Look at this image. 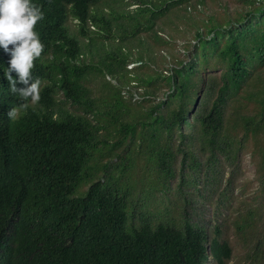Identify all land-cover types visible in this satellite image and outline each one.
<instances>
[{
  "label": "trees",
  "instance_id": "16d2710c",
  "mask_svg": "<svg viewBox=\"0 0 264 264\" xmlns=\"http://www.w3.org/2000/svg\"><path fill=\"white\" fill-rule=\"evenodd\" d=\"M124 1L35 0L45 11L36 25L45 49L32 72L43 79L40 101L27 109L9 91L10 54L0 49V264H227L231 257L218 229L209 240L187 220L177 227L145 219L129 229L134 216L121 176L135 152L153 161L163 194L176 176L180 192L210 188L225 167L238 168L250 145L264 180V0H233L223 20L198 17L205 0H130L133 9ZM179 9L183 30L188 22L193 30L192 51L174 57L168 75L149 73L151 45L170 44L163 20ZM129 86L141 90L139 100L122 95Z\"/></svg>",
  "mask_w": 264,
  "mask_h": 264
},
{
  "label": "rangeland",
  "instance_id": "374dc122",
  "mask_svg": "<svg viewBox=\"0 0 264 264\" xmlns=\"http://www.w3.org/2000/svg\"><path fill=\"white\" fill-rule=\"evenodd\" d=\"M205 2L204 8L200 9L199 18L215 15L223 20L225 10L234 7L233 0H205ZM124 3H131L128 9H133L136 2L125 0ZM225 3L228 6L225 7ZM181 16L182 9H179L170 13L167 20H163L166 33H169L173 40L166 47L151 45L156 63L151 66L149 73L168 75L167 69L174 64L173 58L185 59L192 51L193 30L189 22L188 27L183 30L186 24ZM66 25L70 34H75L76 21L69 17ZM134 65L127 64L126 68L133 71ZM107 79L109 80L108 77ZM99 81L100 79L97 78L90 83L91 89L96 94L98 91L96 92L95 88ZM122 91L125 98L128 97L127 92H131L132 102L140 99L138 93H141V90L136 92L129 86ZM165 93L167 87L162 84L156 96L162 98ZM59 97L61 98L60 94ZM134 150H138L137 146ZM118 151L121 155H125V146ZM251 151V146L248 145L242 157L240 156L242 160L238 168L232 170L225 167L215 176L216 182L210 188L195 190L194 187H184L180 192L179 178L176 176L171 180V187L165 194L159 189L160 185L155 187L158 179L154 173L153 161L144 155L130 153L129 158L132 161L126 167L128 176H121V180H126L129 184L128 206L129 210L132 208L130 216H134V219L129 218L128 228L139 227L141 221L145 219L152 224L168 222L177 227L183 226L187 220L191 225L204 229L209 240L214 238L215 231L219 230L217 234L219 242H226L231 248V257L227 264H264V180L259 165L260 155L255 154L252 157ZM117 175L119 176V172ZM98 176H103V172H99ZM231 176L233 180L229 190L222 194ZM100 179L102 181V177ZM86 188L87 186L84 187ZM249 212H252V217H248Z\"/></svg>",
  "mask_w": 264,
  "mask_h": 264
},
{
  "label": "clouds",
  "instance_id": "9594fccd",
  "mask_svg": "<svg viewBox=\"0 0 264 264\" xmlns=\"http://www.w3.org/2000/svg\"><path fill=\"white\" fill-rule=\"evenodd\" d=\"M44 17L45 11L35 0H0V49L10 54L4 76L9 81V91L18 95L25 109L41 98L43 78H34L32 69L45 49L36 28ZM18 81L24 86L18 87ZM16 111L14 106L8 115L15 116Z\"/></svg>",
  "mask_w": 264,
  "mask_h": 264
},
{
  "label": "bare ground",
  "instance_id": "6f19581e",
  "mask_svg": "<svg viewBox=\"0 0 264 264\" xmlns=\"http://www.w3.org/2000/svg\"><path fill=\"white\" fill-rule=\"evenodd\" d=\"M62 36V35H61ZM63 36H64V34H63ZM64 40V39H63ZM67 40V39H66ZM65 43V42H64ZM69 45V44H68ZM71 46V45H70ZM9 130V129H8ZM10 167V166H9ZM261 204V203H260ZM193 236V235H192ZM194 237V236H193Z\"/></svg>",
  "mask_w": 264,
  "mask_h": 264
}]
</instances>
